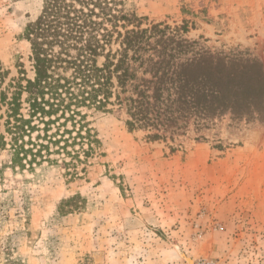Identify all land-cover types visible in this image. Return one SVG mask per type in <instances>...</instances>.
I'll return each mask as SVG.
<instances>
[{
    "label": "rangeland",
    "instance_id": "obj_1",
    "mask_svg": "<svg viewBox=\"0 0 264 264\" xmlns=\"http://www.w3.org/2000/svg\"><path fill=\"white\" fill-rule=\"evenodd\" d=\"M119 1L148 23H186L212 51L264 60V0ZM42 6L0 0L10 78L29 70L22 36ZM91 120L103 156L81 179L14 172L0 152V264H264V123L225 119L173 143L129 131L118 108Z\"/></svg>",
    "mask_w": 264,
    "mask_h": 264
},
{
    "label": "trees",
    "instance_id": "obj_2",
    "mask_svg": "<svg viewBox=\"0 0 264 264\" xmlns=\"http://www.w3.org/2000/svg\"><path fill=\"white\" fill-rule=\"evenodd\" d=\"M188 34L186 23H148L119 0H43L22 36L29 70L19 63L10 78L0 60V152L10 168L57 166L81 179L103 156L91 119L114 108L154 142L225 119L264 123V60Z\"/></svg>",
    "mask_w": 264,
    "mask_h": 264
},
{
    "label": "built area",
    "instance_id": "obj_3",
    "mask_svg": "<svg viewBox=\"0 0 264 264\" xmlns=\"http://www.w3.org/2000/svg\"><path fill=\"white\" fill-rule=\"evenodd\" d=\"M202 264H212V263H202Z\"/></svg>",
    "mask_w": 264,
    "mask_h": 264
}]
</instances>
